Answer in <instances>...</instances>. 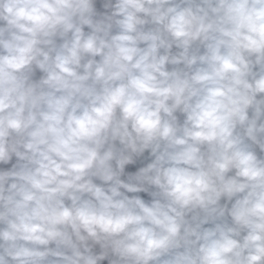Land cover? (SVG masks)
Here are the masks:
<instances>
[{"label":"clouds","instance_id":"obj_1","mask_svg":"<svg viewBox=\"0 0 264 264\" xmlns=\"http://www.w3.org/2000/svg\"><path fill=\"white\" fill-rule=\"evenodd\" d=\"M0 264H264V0H0Z\"/></svg>","mask_w":264,"mask_h":264},{"label":"rangeland","instance_id":"obj_2","mask_svg":"<svg viewBox=\"0 0 264 264\" xmlns=\"http://www.w3.org/2000/svg\"><path fill=\"white\" fill-rule=\"evenodd\" d=\"M131 170V169H130ZM141 195H143V194H141Z\"/></svg>","mask_w":264,"mask_h":264}]
</instances>
